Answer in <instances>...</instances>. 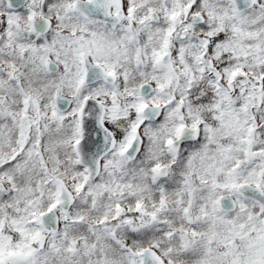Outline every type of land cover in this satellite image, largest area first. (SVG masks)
Masks as SVG:
<instances>
[{
  "label": "snow or ice",
  "instance_id": "1",
  "mask_svg": "<svg viewBox=\"0 0 264 264\" xmlns=\"http://www.w3.org/2000/svg\"><path fill=\"white\" fill-rule=\"evenodd\" d=\"M0 264H264V0H0Z\"/></svg>",
  "mask_w": 264,
  "mask_h": 264
}]
</instances>
